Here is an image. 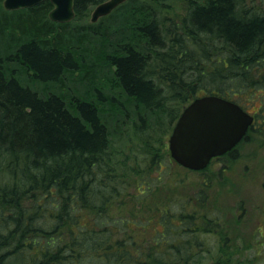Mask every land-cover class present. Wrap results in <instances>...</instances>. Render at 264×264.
Segmentation results:
<instances>
[{
  "label": "trees",
  "instance_id": "trees-1",
  "mask_svg": "<svg viewBox=\"0 0 264 264\" xmlns=\"http://www.w3.org/2000/svg\"><path fill=\"white\" fill-rule=\"evenodd\" d=\"M2 1L0 264H194L200 247L182 235L201 230L205 214L172 215L161 204L163 230L149 240L136 230L152 225L150 212L109 214V203L131 185L116 174L109 126L122 136L131 128L147 156L151 139L163 144L152 132L158 119L168 114L171 123L180 114L169 104L205 90L244 109V99L257 101L243 140L264 145V7L187 0L185 16L165 27L153 6L169 0H129L110 14L120 26L114 20L106 29L105 20L75 27L106 0H74L73 22L65 24L48 19L49 1L12 12ZM135 1L140 11L131 14ZM105 70L120 94L103 89ZM136 183L147 191L145 179Z\"/></svg>",
  "mask_w": 264,
  "mask_h": 264
},
{
  "label": "rangeland",
  "instance_id": "rangeland-1",
  "mask_svg": "<svg viewBox=\"0 0 264 264\" xmlns=\"http://www.w3.org/2000/svg\"><path fill=\"white\" fill-rule=\"evenodd\" d=\"M128 2L129 0H124L115 9ZM140 3L142 2H134L131 14L140 11ZM187 4V0H169L163 4L155 3L153 8L155 11L157 8L159 17L166 19L163 24L167 27L170 21L178 22L185 16ZM256 5L264 7V2L256 0ZM94 8L95 6L91 7L85 17L79 19V26L75 27H81L83 24H102L104 20L105 24L102 25L106 29L115 28L114 20H117L116 25L120 26L121 17H111L112 11L92 23L90 18ZM73 19L70 22H73ZM137 22L130 21L131 25H136ZM110 29L106 32H111ZM112 75L111 71L105 70L100 83L104 86L103 89L112 88L114 93L120 94L119 86ZM204 92L205 90H199L196 95L191 96L189 102L204 95ZM114 93L111 90V94ZM189 102L169 105L179 113ZM258 105L255 100L244 99V106L251 114ZM169 120L170 116L165 114L161 120L158 119L159 126L153 127L152 132L158 129L157 132L162 134L163 144L156 145L151 139L154 150L150 151L148 148L147 156L141 147L143 143L136 139L131 128L123 130L125 133L122 136L121 133L116 134L114 125L110 124L109 131L112 133L109 135V151L117 163L116 174L125 177V181L131 182V185L109 203V214L117 219H129L133 213L138 218L142 212H150L148 216L152 225L147 226L148 230H136L137 237L144 240H149L151 236L163 230L160 218L155 212L161 204L164 206L159 207H165L167 213L172 215L181 211L192 215L198 212L201 218L205 214V221L199 220L202 231L182 235V238L190 239L194 246L198 245L196 248L200 247L195 249L194 264H264V238L261 240V236L264 237V145L261 139L251 136L242 140L233 150L232 157L224 156L203 172L185 171L169 156L168 137L176 119L171 123ZM154 152L157 156H154L151 162L150 156ZM121 160L125 162V168L119 166ZM134 169L137 174H133ZM140 178L148 182L147 191L146 187L141 189L137 185L136 181ZM122 200L123 205L120 204ZM168 223L166 222L165 226L173 230L172 225H167ZM173 223L177 224L178 220ZM230 238L238 239L239 244L247 243V253L233 254L229 246Z\"/></svg>",
  "mask_w": 264,
  "mask_h": 264
},
{
  "label": "water",
  "instance_id": "water-1",
  "mask_svg": "<svg viewBox=\"0 0 264 264\" xmlns=\"http://www.w3.org/2000/svg\"><path fill=\"white\" fill-rule=\"evenodd\" d=\"M49 1L52 9L48 19L54 23H68L74 18V0H3L5 11L34 7ZM124 0H107L97 5L90 21L108 15ZM227 122L219 128L221 119ZM253 117L236 103L218 96H203L185 107L172 128L168 150L172 160L189 170H201L209 160L230 151L244 137ZM183 144V147H181Z\"/></svg>",
  "mask_w": 264,
  "mask_h": 264
},
{
  "label": "flooded vegetation",
  "instance_id": "flooded-vegetation-1",
  "mask_svg": "<svg viewBox=\"0 0 264 264\" xmlns=\"http://www.w3.org/2000/svg\"><path fill=\"white\" fill-rule=\"evenodd\" d=\"M232 155H233V152H228V153H226V154H224L222 156L212 158L209 161V163H208V165L206 166L205 169H208L210 167V165H212L213 163L220 161L224 156L231 157ZM205 169L200 170V171H194V172H203ZM183 170L189 171V170H187L185 168H183ZM263 238L264 237L261 236V240H263ZM229 240H230V243H229L230 250L233 252V254H246L247 253V251H246L247 243L242 242V244H239L238 243V239H236V238H230Z\"/></svg>",
  "mask_w": 264,
  "mask_h": 264
},
{
  "label": "snow or ice",
  "instance_id": "snow-or-ice-1",
  "mask_svg": "<svg viewBox=\"0 0 264 264\" xmlns=\"http://www.w3.org/2000/svg\"><path fill=\"white\" fill-rule=\"evenodd\" d=\"M227 122V116H224L221 121H220V124H219V128L222 129L223 126L226 124ZM181 147H183V144H181Z\"/></svg>",
  "mask_w": 264,
  "mask_h": 264
}]
</instances>
